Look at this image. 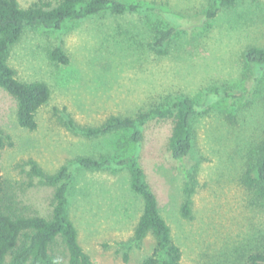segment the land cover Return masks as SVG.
I'll return each mask as SVG.
<instances>
[{
  "label": "rangeland",
  "instance_id": "obj_1",
  "mask_svg": "<svg viewBox=\"0 0 264 264\" xmlns=\"http://www.w3.org/2000/svg\"><path fill=\"white\" fill-rule=\"evenodd\" d=\"M18 1L27 7L39 0ZM129 1L185 15L211 3ZM156 19L104 12L61 29L26 28L10 63L21 79L47 82L51 97L38 111V127L29 130L18 123L16 99L0 87V126L13 142L0 158L3 200L27 214L49 215L54 189L33 175L31 161L55 173L78 155L127 154L135 147L129 132L89 139L71 129L69 119L95 126L111 115L168 105L177 95L205 104L219 90V99L196 115L194 146L183 162L191 173L193 218L181 213L188 185L168 147L173 118L147 123L139 161L181 247L182 264H245L252 252H264V185L248 188L242 181L255 167L264 135V75L257 80L243 56L250 46L264 47V0H238L183 30L165 55L149 47ZM57 46L69 54L68 64L51 59ZM69 198L79 242L94 264H139L154 251L152 234L141 245L133 241L143 200L131 188L127 168L78 169Z\"/></svg>",
  "mask_w": 264,
  "mask_h": 264
},
{
  "label": "trees",
  "instance_id": "obj_2",
  "mask_svg": "<svg viewBox=\"0 0 264 264\" xmlns=\"http://www.w3.org/2000/svg\"><path fill=\"white\" fill-rule=\"evenodd\" d=\"M237 1L211 0L203 12L185 15L129 0H39L27 7L21 6L18 0H0V87L16 99L20 126L34 130L38 127V111L49 101L51 88L44 80L21 79L10 63L11 50L27 27L61 29L71 21L104 12L114 15H153L160 22L151 28L149 47L157 54L165 55L169 52L171 42L183 30L206 23L223 8L231 7ZM243 56L255 69L257 80H260L264 75V47L250 46ZM50 57L59 63L70 62V56L62 46L53 48ZM222 94V91H215L205 104L188 95H177L168 105H155L131 116L111 115L95 126L78 125L72 118L69 119L71 129L89 139L121 131L129 132V140L135 147L127 154H101L98 157L78 155L55 173H47L35 161H31L33 175L54 189L49 215L27 214L7 205L3 200L6 181L0 167V264H94L91 255L79 242L78 229L70 216L69 193L78 169L118 171L124 168L130 173L131 188L143 200V210L134 229L133 241L141 245L149 234L156 239L154 251L139 264H182L181 247L173 239L172 229L161 214L157 195L139 161L144 129L150 121L173 118L174 126L168 147L187 179L188 197L181 206V213L191 219V173L183 162L194 146L196 115ZM12 143L10 135L0 126V158L5 147ZM242 181L248 188L264 185V135L257 146L255 167L243 174ZM129 259L130 254L126 252L124 260L129 262ZM245 264H264V252H252Z\"/></svg>",
  "mask_w": 264,
  "mask_h": 264
}]
</instances>
